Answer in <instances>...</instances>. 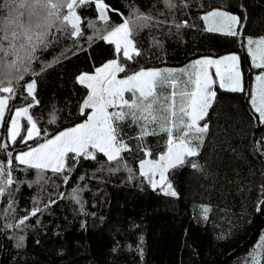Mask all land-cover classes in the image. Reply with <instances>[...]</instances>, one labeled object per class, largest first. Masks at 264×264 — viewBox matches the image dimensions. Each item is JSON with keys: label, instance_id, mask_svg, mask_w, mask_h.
I'll use <instances>...</instances> for the list:
<instances>
[{"label": "trees", "instance_id": "obj_1", "mask_svg": "<svg viewBox=\"0 0 264 264\" xmlns=\"http://www.w3.org/2000/svg\"><path fill=\"white\" fill-rule=\"evenodd\" d=\"M173 2L175 7L168 8L164 0H105L117 10L108 12L107 25L98 19L95 7L88 6L78 10L83 36L71 37L53 28L52 42L37 51L39 60L32 63V69L41 73L42 66H51L38 76L25 74L17 84L18 94L26 95V83L37 81L39 104L29 114L41 134L11 144L0 127L1 141L9 144L0 150V161H6L9 151L15 157L35 146L45 133L55 135L87 119L90 110L82 115L81 106L89 90L77 77L117 58L115 45L100 37L124 19L135 22L138 10L153 20L138 31L136 23L130 24L140 55L126 62L128 74L182 67L201 57L239 55L244 90L216 87L212 107L200 122L207 123L208 130L198 155L186 157L182 166L167 173L177 195H166L161 187L153 189L139 174V161L148 158L144 146L152 152L149 158L157 159L167 150L166 135L141 141L137 138L140 126L127 121L121 122V131L133 151L122 155L133 170L131 179L123 168L112 171L116 163L103 154L96 159L76 157L73 164L71 153V171L65 169L62 174L49 169L41 172L13 160L14 183L8 185L10 195L0 199V264H246L249 260L264 236V205L258 203L264 200V125L251 105L257 69L247 42L264 36V0ZM214 9L240 17L238 36L206 29L203 16ZM17 10L27 15V9H18L13 0H0V28L7 22L4 18L10 13L14 17ZM10 59L14 57L0 53V78L9 71L6 63ZM120 60L125 62L122 54ZM11 72L13 77L18 75L15 69ZM29 102L31 97L25 101L18 95L9 105L20 107ZM12 114L6 112V119ZM22 126H29L26 118ZM192 163L198 167L193 168ZM77 188L81 190L79 203L72 198ZM50 200L56 203L49 204ZM10 204L14 211L6 214ZM37 206L44 210L31 217L26 227H6L16 225ZM202 206L210 209L206 218Z\"/></svg>", "mask_w": 264, "mask_h": 264}, {"label": "snow or ice", "instance_id": "obj_2", "mask_svg": "<svg viewBox=\"0 0 264 264\" xmlns=\"http://www.w3.org/2000/svg\"><path fill=\"white\" fill-rule=\"evenodd\" d=\"M13 3L18 5V9H27V15L19 10L14 17L10 13L4 18L7 22L0 28V53L5 58L14 57L7 61L6 67L9 71L0 78V127L4 128L11 144L17 143L18 138L21 142H26L41 134L37 121L29 114L30 109L39 104L35 96L37 81L31 79L26 83V95L18 94L17 84L24 79L25 74L31 72L33 76H38L46 67L51 66H42L41 73L32 69V63L39 60L37 51L46 49L52 42L49 39L52 29L56 28L62 34L79 38L83 36V18L78 14V10L94 6L98 19L106 25L110 19L108 12L117 11L111 9L105 0H13ZM164 3L168 8L175 7L173 0H164ZM134 14L135 22L124 19L122 23L112 26L107 35L100 37L115 45L117 58L96 68L94 73L85 72L77 77V81L89 90L81 106L82 115L85 110H90L87 112V119L59 132L35 148L20 152L15 157L12 152H7L6 161H0V197L10 195L8 185L14 183L13 160L41 172L50 169L54 173L62 174L67 167L69 153L74 154L71 158L73 164L76 157L96 159L97 154H103L107 161L116 163L117 167L111 169L112 171L123 168L128 171L129 178H133V170L122 155L133 151L121 131V122L126 121L140 126L137 138L141 141L147 136L166 135V152L161 153L157 159L139 161V174L153 189L161 187L166 195H177L172 184L168 182L167 173L170 169L182 166L186 157L198 155V148L208 130V124L201 125L200 122L208 115V109L216 98L213 85L218 82L221 89L227 88L232 92L244 90L239 57L233 54L219 59H198L189 66L192 71L182 69L180 76L175 75L173 70L161 69H140L128 74L126 62L132 60L134 55H140L133 39L134 29L130 24L136 23L135 30L138 31L153 20V17L138 13V10ZM203 19L208 22L210 32L239 35L236 31V26L240 23L239 16L214 9L204 15ZM88 26L95 29L92 22H88ZM181 26L176 25L177 28ZM253 44L256 45L255 50L252 48ZM248 45L254 67L264 70V37L255 41L249 38ZM121 54L124 63L120 60ZM56 62H59V58ZM213 66L218 80H214L209 72ZM12 69H15L18 75L13 77ZM119 73H124L123 78H118ZM255 79L257 84L250 100L254 112L258 114L259 123L264 125V71ZM125 93H130L131 96L126 99ZM18 95L25 101L31 97L32 102L26 106H10L9 101L16 99ZM110 108L118 110L109 111ZM6 112L14 114L6 119ZM21 117H26L30 126H22ZM2 139L3 137H0V140ZM8 147L7 142H0V150H6ZM139 147L140 145H137V148ZM143 151L146 157L152 155L146 146ZM191 166L198 167L195 163ZM68 171L70 172L71 168H68ZM68 179L65 175L64 182L67 183ZM79 191L81 190L78 188L73 189L72 197L78 203ZM60 198H63V193ZM54 203L55 200L49 201V204ZM258 203L264 205V200ZM47 207L48 205H45V208ZM43 210L38 206L34 207L16 225L7 224L6 227H26V222ZM201 210L206 218L210 209L202 206ZM4 211L7 214L14 209L10 204ZM19 239L22 242L24 238ZM246 264H264V236H261L260 243L249 254Z\"/></svg>", "mask_w": 264, "mask_h": 264}, {"label": "rangeland", "instance_id": "obj_3", "mask_svg": "<svg viewBox=\"0 0 264 264\" xmlns=\"http://www.w3.org/2000/svg\"><path fill=\"white\" fill-rule=\"evenodd\" d=\"M224 11V10H223ZM227 12V11H226ZM229 13V12H228ZM230 14H232V13H230ZM234 15V14H233ZM239 25V24H238ZM238 25L236 26V29L238 28ZM204 26L206 27V29H208V27H209V25H208V22L207 21H205L204 20ZM262 37H264V36H261V37H259V38H251V39H253L254 41L255 40H259L260 38H262ZM247 46H248V49H249V45H248V42H247ZM252 48L255 50V48H256V45L255 44H253L252 45ZM233 54H235V53H233ZM233 54H228V55H233ZM235 55H237L238 57H239V55L238 54H235ZM224 56H226V55H224ZM202 58H212V59H219L220 57H201V58H199V59H202ZM116 59V58H115ZM196 60H198V59H196ZM196 60H194V61H196ZM194 61H192V62H190V63H188L187 65H185V66H182V67H166V66H164V67H157V68H148V69H145V70H149V69H161V70H173L174 71V73H175V75H177V76H180L181 75V73H180V70H182V69H187L188 71H192L193 69H191L189 66L190 65H192L193 64V62ZM108 62V61H107ZM239 62H240V60H239ZM238 62V63H239ZM257 62H259V53L257 52ZM101 67V66H100ZM99 68V67H98ZM257 69V71H256V73H255V77L258 75V74H260V72L261 71H264V70H262V69H258V68H256ZM239 70H240V72H241V74H242V70H241V68H240V63H239ZM94 72H95V70H94ZM94 72H87V73H94ZM209 72H210V74H211V76H212V78L214 79V80H218V78L215 76V66H213L212 68H210L209 69ZM85 73V72H84ZM118 78H123V77H121L120 76V73L118 74ZM242 81H243V74H242ZM256 84H257V82H256V79L254 80V84H253V92L255 91V88H256ZM217 86H219V83L217 82L216 84H214L213 85V90L216 92V87ZM224 89H227V88H224ZM131 96V94L130 93H125V98L126 99H128L129 97ZM16 99H14V100H10L9 101V103H13L14 101H15ZM214 102V101H213ZM213 104V103H212ZM210 109V108H209ZM209 109H208V111H209ZM116 110H118V109H115V108H110L109 109V111H116ZM24 118H26V117H21V125H23V122H24ZM84 122V121H83ZM82 123V122H81ZM78 124H80V123H78ZM78 124H76V125H78ZM76 125H73V126H69L68 128H72V127H74V126H76ZM30 126V125H29ZM68 128H66V129H68ZM66 129H64V130H66ZM64 130H62V131H64ZM149 130H151V126L149 127ZM59 132H61V131H59ZM58 132V133H59ZM57 133V134H58ZM56 135V134H55ZM55 135H51V136H49V134H44V136H42V141H40L38 144H36L35 146H33V147H30V148H28V149H26V150H24V151H19L17 154H19L20 152H26V151H28L29 149H31V148H35V147H37L39 144H41V143H44V142H46V140H48V139H51V138H53ZM0 142H5V141H1L0 140ZM70 154L71 153H69L68 154V159H67V167H66V170H68V168H70V165H69V157H70ZM147 159H150L149 157L147 158ZM50 170V169H49ZM41 180L43 179L42 177H39ZM157 179H159V177L157 176ZM0 199H1V197H0Z\"/></svg>", "mask_w": 264, "mask_h": 264}, {"label": "water", "instance_id": "obj_4", "mask_svg": "<svg viewBox=\"0 0 264 264\" xmlns=\"http://www.w3.org/2000/svg\"><path fill=\"white\" fill-rule=\"evenodd\" d=\"M244 25H245V23L243 24V26H242V28H241V34H242V32H243V27H244Z\"/></svg>", "mask_w": 264, "mask_h": 264}, {"label": "crops", "instance_id": "obj_5", "mask_svg": "<svg viewBox=\"0 0 264 264\" xmlns=\"http://www.w3.org/2000/svg\"><path fill=\"white\" fill-rule=\"evenodd\" d=\"M221 57H223V56H221ZM221 57H220V58H221Z\"/></svg>", "mask_w": 264, "mask_h": 264}]
</instances>
